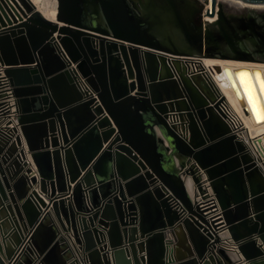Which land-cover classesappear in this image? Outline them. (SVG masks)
I'll list each match as a JSON object with an SVG mask.
<instances>
[{
  "label": "water",
  "instance_id": "obj_1",
  "mask_svg": "<svg viewBox=\"0 0 264 264\" xmlns=\"http://www.w3.org/2000/svg\"><path fill=\"white\" fill-rule=\"evenodd\" d=\"M208 2L57 0L53 19L0 0V264H234L194 200L208 186L264 264V170L184 60L264 63L239 35L260 27L223 3L208 22ZM224 71L249 114L241 76L264 98V70Z\"/></svg>",
  "mask_w": 264,
  "mask_h": 264
},
{
  "label": "bare ground",
  "instance_id": "obj_2",
  "mask_svg": "<svg viewBox=\"0 0 264 264\" xmlns=\"http://www.w3.org/2000/svg\"><path fill=\"white\" fill-rule=\"evenodd\" d=\"M37 7L45 14V16L49 18H55V14L57 11V0H33ZM204 1V0H201ZM206 6H204V20H207L208 22L216 20L218 17V9H219V3H223L226 8L236 11V12H243L244 9H247L245 7V3L251 4L248 0H217V5L214 13L209 14L205 10L207 9L212 10V2L211 0H208ZM203 59L199 58L196 60L195 58L190 59L187 58L184 60L186 63L190 65V67H193L194 69H201L203 72V79L205 82H209L213 85L215 90L220 95H224L225 100L229 103L230 106L239 114V116L243 119L244 126L250 131L251 134H254L255 132H264V98L262 94L260 93L258 89V84L256 83V80L254 78V75L252 74V69L254 67L260 68L262 71L264 70V63L263 62H255L250 60H239V59ZM212 58H220V57H212ZM192 60L194 62H192ZM221 65L222 71L219 72L215 69V65ZM197 68H196V67ZM230 66L232 68L234 67H246L249 68L251 71V74L253 76V80L256 84L257 90L259 92V97L257 96L254 87L252 85V82L245 83L244 77L246 75L241 76V79L243 80V83L245 85V93H244V101L248 105V108L250 110L249 114H245L241 105V102L239 101L238 96L235 93V90L227 77L224 67ZM243 74V73H242ZM248 77V76H247ZM250 80V79H249ZM252 88V89H251ZM254 93V94H253ZM252 109H255L256 112H258V120L254 118ZM261 111V114L260 112ZM262 139L264 138V133L262 135Z\"/></svg>",
  "mask_w": 264,
  "mask_h": 264
},
{
  "label": "built area",
  "instance_id": "obj_3",
  "mask_svg": "<svg viewBox=\"0 0 264 264\" xmlns=\"http://www.w3.org/2000/svg\"><path fill=\"white\" fill-rule=\"evenodd\" d=\"M196 67V66H195ZM197 68V67H196ZM194 71L201 69H194ZM0 100L8 101L10 100L6 95L9 93L8 86L5 80L1 77L3 74L2 68L0 67ZM209 88L214 93L216 100H219L221 95L215 90L213 85L207 82ZM217 110L224 117L226 122L229 124L232 132L237 135V138L243 140L249 150V152L253 155L256 162L263 168L264 170V138L262 139V135L264 132H255L251 134L250 131L244 126L243 119L237 114V112L229 105V103L224 99L218 103ZM168 122L174 123L176 122L174 117H168ZM196 204L203 211L207 219L211 222L212 226H215V230L222 236L224 239L220 243L222 247L226 250H234L238 254L234 264H248L243 256L238 251L237 244L230 238L227 237V230L222 228V213L213 193L212 189L208 186L205 191L198 192V194L194 197ZM226 237V238H225Z\"/></svg>",
  "mask_w": 264,
  "mask_h": 264
},
{
  "label": "flooded vegetation",
  "instance_id": "obj_4",
  "mask_svg": "<svg viewBox=\"0 0 264 264\" xmlns=\"http://www.w3.org/2000/svg\"><path fill=\"white\" fill-rule=\"evenodd\" d=\"M249 1V0H248ZM251 4L245 3V7L242 14L249 15L255 21L260 28H256V31L251 33L247 31H242L239 33L241 40L245 44L248 51L255 58H264V50L262 49L263 37L260 33L264 34V2L250 1ZM252 7V8H250ZM248 30V29H247ZM250 31V30H249ZM252 42V45L249 44ZM209 59V57H204V59ZM211 59H223V58H212ZM203 59V58H201Z\"/></svg>",
  "mask_w": 264,
  "mask_h": 264
},
{
  "label": "crops",
  "instance_id": "obj_5",
  "mask_svg": "<svg viewBox=\"0 0 264 264\" xmlns=\"http://www.w3.org/2000/svg\"><path fill=\"white\" fill-rule=\"evenodd\" d=\"M6 24H9V23L6 22ZM8 26H9V25H8ZM6 27H7V26H6ZM16 51H17V48H16ZM3 123H4V122H3ZM23 146H25V148L27 149V145H26V143H25L24 140H23ZM71 184L73 185L74 183H71ZM187 184H188V188H189L191 194H193V191H194V185H193V180H192V178H190V179L188 180ZM33 187H34V188H37V189L39 190V187H38L37 185H34ZM45 200L48 202V199L45 198ZM0 233H1V235L3 236L2 231H1ZM226 253H227V260H228V259H235V258H237V256H238V254H237L236 251H234V250H233V251H232V250H226ZM9 258H10V257H8V256H6V255L4 254V260H5V262H8ZM225 261H226V259H225Z\"/></svg>",
  "mask_w": 264,
  "mask_h": 264
}]
</instances>
